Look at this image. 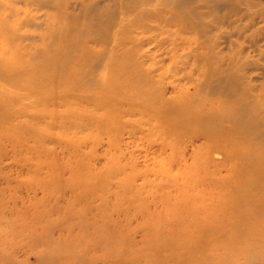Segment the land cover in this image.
I'll list each match as a JSON object with an SVG mask.
<instances>
[{
  "label": "rangeland",
  "instance_id": "374dc122",
  "mask_svg": "<svg viewBox=\"0 0 264 264\" xmlns=\"http://www.w3.org/2000/svg\"><path fill=\"white\" fill-rule=\"evenodd\" d=\"M161 89L187 124L211 114L199 129L252 173L264 0H0V264H187L174 237L232 195L190 187L233 178L198 127L154 119ZM216 255L198 264H264Z\"/></svg>",
  "mask_w": 264,
  "mask_h": 264
},
{
  "label": "bare ground",
  "instance_id": "6f19581e",
  "mask_svg": "<svg viewBox=\"0 0 264 264\" xmlns=\"http://www.w3.org/2000/svg\"><path fill=\"white\" fill-rule=\"evenodd\" d=\"M131 55L134 56L135 54L131 52ZM112 62H114L113 59ZM127 62L129 64L131 60ZM135 66L138 67L139 65ZM139 73L134 76L137 77L138 80H142V82L146 81L141 76V72ZM143 73L142 75L147 74V76L149 74L147 71L145 74ZM122 77H127V75L122 74L120 78ZM148 84L149 83L146 81L144 87ZM157 91H154V94L159 96L158 93H160L162 98L156 102L155 107H153L152 112L154 114V119H166L167 116H170V121L167 119L168 123L167 121L166 123L173 128L183 129L184 127L189 128V126L198 127L197 129L192 130L191 133L194 139L202 141L199 149L203 147L205 153H218L222 155L224 163H221L222 165H220V169L229 167L226 170L227 175L225 178L219 179L223 182L226 177L233 178V181L228 185L221 184L220 186H215L210 182L204 183V179L206 178L209 181H211V179H217L216 177L219 176V170L213 169L206 173L203 170L204 177L207 176L205 178L202 177L203 179L196 184V187L191 186V191H195V188L197 189V186H200L201 193L203 194L208 193L220 197L219 195L221 192L229 190L232 195L225 197L223 201H218V204L216 203V200L214 203H212L213 201L208 203L202 202L201 204L204 209H210L209 211L206 210L203 214L207 215L209 213L207 220L203 223H198L199 225L191 227L190 232L182 233V237H179L180 234L176 235L173 243H176L177 246L179 245L183 247L188 259L187 264H198L205 258V256L216 253V259L218 260L222 259L218 255V253H221L234 260L236 258H241L246 261L250 258L251 253H264V188L259 187L260 183L264 184V172L260 169L261 167L264 168V157H247L245 160L249 163H254L255 165L252 167V173L249 175L246 174L241 167V159L238 156H235L236 154L231 155L218 145H213L212 141L214 137L206 127L199 129V124L204 125V120H206L211 114L192 118L187 124L186 120L175 117L176 112L179 111V109L174 102L163 98L165 90L161 89ZM145 98L146 97H143L142 100H145ZM139 103L146 104L145 101H140ZM246 132L247 131L243 126L240 127L239 133L246 134ZM257 135V137H254L253 139L259 140L262 137L259 134ZM233 157H235V159ZM203 162L206 167L215 164L210 158L203 159ZM220 166L218 165V167ZM252 189L256 190V193L254 194L261 195V197L256 199L255 202H253V194L247 195V191H252ZM259 191H261V193H259ZM217 206L226 207L227 212H211V210H213L212 208H216ZM192 256L195 258L193 259Z\"/></svg>",
  "mask_w": 264,
  "mask_h": 264
}]
</instances>
